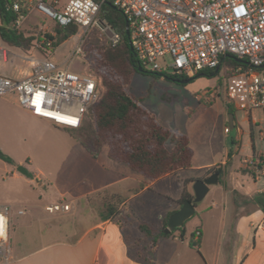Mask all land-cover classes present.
Masks as SVG:
<instances>
[{
    "label": "rangeland",
    "instance_id": "374dc122",
    "mask_svg": "<svg viewBox=\"0 0 264 264\" xmlns=\"http://www.w3.org/2000/svg\"><path fill=\"white\" fill-rule=\"evenodd\" d=\"M30 1L31 4L23 1L26 14L15 28L26 36H33V46L29 51L23 52L0 41V47L7 52L6 61L0 62V73L12 78H21L34 70L35 63L51 57V61L66 72L94 74L91 70L92 58L87 51L94 44L108 43L109 31L98 26L84 34L78 33L77 30L62 46L48 49L47 45L44 47V34H50L55 23L34 8L39 0ZM43 1L56 10H63L69 0ZM77 43L81 45L82 54L70 57ZM224 64L225 61L215 75L211 76L214 71L208 75L210 70H204L188 78L190 81L185 84L172 81L171 77L174 75L170 68L159 74L151 72L149 67H143L142 72L133 74L129 91L154 115L160 126L177 130L189 137L194 160H234L229 167L233 170L237 169L239 160H253V151L264 160V140L249 135L246 112L237 110L232 103H226L223 86ZM102 91L101 87V93ZM225 104H229L233 110L237 124L233 128H230ZM251 121L264 128L263 116L259 111H252ZM225 127L228 128L229 134L224 132ZM238 128L242 133L238 132ZM69 132V129L53 126L49 122L30 116L16 103L14 95L0 96V150L13 162L7 164L0 160V207L9 208L11 223V262L8 264H13L15 256L25 254L26 250L34 247L39 241L73 239L99 222L98 215L104 205L115 204L114 199L110 198L114 194L112 191L94 193V190L105 182L98 174L100 166L110 165L119 171L128 172L138 180L143 178L132 173L125 165L108 159L106 146L101 148L95 159L97 161H94ZM238 138L240 140L233 144L232 141ZM18 167H22L26 175L18 172ZM251 169L252 166L249 167L250 179L244 185L243 191L264 188L263 177L253 185ZM255 172L260 174L259 170ZM193 174L191 170L179 171L159 181L153 188L179 196L185 186L184 179ZM106 177V180H109L115 175L107 174ZM225 181L229 186V180ZM233 183L241 191L243 184L239 175ZM128 184L131 187L140 186L139 182ZM188 185L189 189H192L190 182ZM229 197H226L227 200ZM236 198L237 201H243L239 193ZM210 201H214L218 208L211 211L208 208ZM223 201L221 189L213 185L211 192L197 203V218L205 226V240L200 250L206 260L205 264H223L215 258L218 247L216 224L220 219ZM60 202L70 205L68 212L49 215L44 211L46 205ZM164 202L163 198L155 197L151 204L162 206ZM18 210L29 214L18 215ZM189 220L192 219L186 222ZM196 221L197 219H194L186 225L187 230L192 229ZM0 264L5 263L0 260Z\"/></svg>",
    "mask_w": 264,
    "mask_h": 264
},
{
    "label": "built area",
    "instance_id": "2783aa9c",
    "mask_svg": "<svg viewBox=\"0 0 264 264\" xmlns=\"http://www.w3.org/2000/svg\"><path fill=\"white\" fill-rule=\"evenodd\" d=\"M10 9L20 10L16 0ZM31 4L30 0H23ZM109 2L121 10L128 24L129 43L137 65L162 74L192 78L204 70L219 71L228 56L245 62L224 64L226 103L246 113L259 111L264 123V0H69L56 10L43 0L34 8L60 26L74 24L84 34L94 26L109 31L112 45L119 37L97 19L100 5ZM23 18L20 16L15 27ZM80 42L82 40L80 39ZM49 47V43L46 44ZM82 54L80 43L72 55ZM7 52L0 47V62ZM21 78L0 75V96L14 95L16 103L33 116L67 129H77L101 96L100 80L92 73L72 74L51 60L35 63ZM224 132H228L225 127ZM70 205L48 204L49 215L68 212ZM18 215L24 214L18 210ZM196 237L199 233L196 232ZM9 208H0V260L8 262Z\"/></svg>",
    "mask_w": 264,
    "mask_h": 264
},
{
    "label": "crops",
    "instance_id": "0c3cea01",
    "mask_svg": "<svg viewBox=\"0 0 264 264\" xmlns=\"http://www.w3.org/2000/svg\"><path fill=\"white\" fill-rule=\"evenodd\" d=\"M48 59L52 60L51 57ZM0 75L6 76L1 73ZM27 113L34 118L49 122L51 125L56 126L51 121L33 116L29 111H27ZM247 114L249 135L264 140V128L262 129L257 123L251 121L252 112ZM234 126H237V124L234 115H232V124L230 128ZM238 132L242 133V130L238 128ZM227 133L229 134L230 132L228 131ZM239 140V138L234 139L232 143L234 144ZM252 159L253 160H239L237 169L232 170L229 169V167L234 160H194L193 153L191 165L188 170L193 171L194 174L184 179L185 182L189 181L191 185L195 180L204 179L212 175L209 171L214 166H222V175H218V183L215 185L221 189L224 195L220 219L216 224L218 247L215 258L216 261L221 260L223 264H264V214L255 204L250 202L251 198L258 193H262L264 188L260 187L255 189V191H250L248 189L243 191L245 188L244 185L247 184L248 179H250L248 176L250 166H252L251 177L254 186L256 181H259L261 177L264 178V160H262V157L255 154L254 151ZM256 170H259L260 174L256 173ZM98 174H100L102 180L105 182L101 183L94 190V193L112 191L114 195L124 197L123 202L118 207V214L107 221L99 220L94 227L86 229L76 238L39 241L34 247L26 250L25 254L15 256L12 262L13 264L206 263L203 254L200 253L205 240V226L204 223L197 218V203H194L195 205L193 204L194 215L191 217L192 220L185 222L183 226L185 239L179 238L178 231L174 232L173 235L168 238H160L158 247L153 254H150L147 250L151 238H145L137 228L138 223L144 222L150 227L159 230L162 227L164 219L180 208L181 204L178 202V199L182 192L179 196H172L167 191H157L153 188L156 183L170 175L148 182L145 181L144 178L138 180L128 172L119 171L110 165L100 166ZM107 174L115 175V177L106 180ZM236 175H239L241 184H243L240 187L242 192L239 191V188L233 183L237 180ZM226 179L230 182L229 186L226 185ZM132 182H139L140 186H129L128 183ZM188 184L189 183L185 185L184 183L185 186L183 190L185 189L187 193L193 196V191L189 189ZM211 189L212 186L209 187L205 197L211 192ZM237 193L240 194L243 201H237ZM228 196L230 197L227 200L226 197ZM155 197L164 199L165 202L162 206L152 205V202L155 201ZM3 207L5 206H1L0 208ZM208 208L213 211L218 208V205L214 201H210ZM28 214L29 213L25 211L22 215ZM194 219H197V221L193 225V228L187 230L186 225L192 223ZM32 220L34 219L32 218ZM196 232L199 233L197 237L195 235ZM191 234L195 235L193 239L198 242L197 248L190 247L188 244V238ZM10 236L11 223L9 212L8 244L10 243ZM125 238L138 240V243L134 244L132 241L126 242ZM10 262L11 260L9 259L8 262L3 263L8 264Z\"/></svg>",
    "mask_w": 264,
    "mask_h": 264
},
{
    "label": "trees",
    "instance_id": "16d2710c",
    "mask_svg": "<svg viewBox=\"0 0 264 264\" xmlns=\"http://www.w3.org/2000/svg\"><path fill=\"white\" fill-rule=\"evenodd\" d=\"M16 1L20 5L18 12L10 9V0H0V41L10 48L27 52L33 46L34 37L26 36L15 28L17 19L26 14L24 2ZM94 1L99 2V0ZM97 18L118 35L119 41L115 45L110 42L103 45L94 44L87 51L92 58L91 70L100 78L103 91L99 100L88 108L80 126L77 129H70V136L94 160L97 159L101 148L106 146L108 159L125 165L148 182L175 174L180 170H188L193 156L188 136L177 130L160 126L154 115L129 91L131 78L134 73H138V65L126 37L125 16L121 10L106 2L100 5ZM77 30L74 24L60 26L55 23L52 32L44 34V47L47 43H49L48 49L62 46L77 33ZM224 61L226 64H235L231 56ZM212 72L213 70H210L207 74L211 75ZM171 79L179 82L188 78L174 75ZM225 109L227 114L233 115L229 104H225ZM0 160L13 164L1 150ZM221 168V165H216L209 173L221 176ZM184 183L186 185L189 181ZM110 198L114 199L115 204L104 205V209L99 212L101 221L115 217L118 214V207L124 200L114 194ZM185 201L193 202V196L184 189L178 202L182 205ZM250 202L264 214V191L254 195ZM168 217L164 219L159 230L144 222L137 225L145 238H151L147 246L150 254L155 253L160 238H168L176 231L179 232V238L185 239L183 227L164 234ZM194 236V234L189 236L188 244L197 248L198 242L193 239ZM125 241L138 243V240L129 238H125Z\"/></svg>",
    "mask_w": 264,
    "mask_h": 264
},
{
    "label": "water",
    "instance_id": "95a60500",
    "mask_svg": "<svg viewBox=\"0 0 264 264\" xmlns=\"http://www.w3.org/2000/svg\"><path fill=\"white\" fill-rule=\"evenodd\" d=\"M125 33H126V37L128 40L129 48L131 50L130 43H129V30H128L127 21L125 22ZM233 60L237 63L246 64L245 62L237 60V59H233ZM137 72H142L139 66H137ZM216 73H217V69L214 70L211 76L215 75ZM189 81H190L189 79H186L183 81H179L178 83L185 84V83H188ZM228 122H229V125L232 124L231 114L228 115ZM17 171L20 172L22 175H26V171L22 167H18ZM217 183H218V174L216 173L210 175L207 178L195 180L192 183L193 202L185 201L180 206L178 211H176L175 213H173L172 215L168 217L167 224L164 229V234H169L176 229L182 228L185 222L194 215L193 203L200 202L207 194L209 187L216 185Z\"/></svg>",
    "mask_w": 264,
    "mask_h": 264
}]
</instances>
